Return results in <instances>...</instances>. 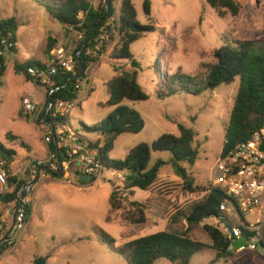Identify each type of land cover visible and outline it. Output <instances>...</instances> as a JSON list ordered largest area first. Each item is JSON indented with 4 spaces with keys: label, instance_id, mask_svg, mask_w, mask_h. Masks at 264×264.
Here are the masks:
<instances>
[{
    "label": "rangeland",
    "instance_id": "1",
    "mask_svg": "<svg viewBox=\"0 0 264 264\" xmlns=\"http://www.w3.org/2000/svg\"><path fill=\"white\" fill-rule=\"evenodd\" d=\"M119 1L111 0L112 6ZM130 1L137 22L140 25L150 23L154 30L134 42L129 49L137 64V83L147 95V100L122 102V106L138 114L144 126L138 134L120 135L108 157L123 160L127 152L138 144L150 146L162 134L177 136V125L181 124L194 131L195 145L198 146L194 165H183L186 172L197 184L210 182L219 186L217 164L239 81L193 95L188 90H194L196 86L190 84L188 78L203 77L206 74L204 65L213 62L214 51L223 43L236 40L264 43V0H235L240 5L239 14L224 18H219L204 0H148L150 20L143 11L144 0ZM1 16L14 17L17 22V62L46 63L44 49L48 39L55 41L53 47H66L68 44L64 27L35 0H0ZM115 67L131 70L129 61H110L107 56L95 71L93 67L89 68L93 77L92 90L80 108H74L70 114L72 129L92 143H101V136L84 134L80 123L92 126L113 112V107L106 106L105 84L115 75ZM170 90L175 93L167 96ZM43 91V88L16 74L11 62L7 63L0 77V142L16 153L10 173L19 182L26 179L30 161L47 156V144L39 124L33 115H28L29 119L24 117L21 104L23 97L39 101L35 103L40 111L45 97ZM19 112L22 117L18 116ZM157 159L169 162L170 155L151 152L148 167L153 166ZM124 174L104 171L93 182L80 183L76 171L69 169L63 175L69 178L68 181L65 178L51 180L49 175H45V179H36L29 195L33 201L27 225L19 240L0 253V264H36L43 258H46V264H129L117 251L110 250L101 242L100 232L113 239L115 248H121L131 240L158 231L182 230V224L171 225L167 215L162 213L159 217L154 213L157 209L162 211L164 205L182 206L200 197L182 192L180 188L171 197L164 196L161 202L157 201L159 197L152 198L148 191L134 188L133 196L128 195L125 201L123 198L122 209L109 214V196L114 187H122ZM159 180L181 185L170 165L160 169ZM219 188L225 193L224 188ZM8 192H11L9 187ZM133 201L148 203L146 205L151 207L143 224L134 225L124 219L131 209L129 203ZM12 212V204L0 201V244L5 241L2 237L11 225ZM227 217L234 220L231 215ZM204 224L220 227L212 219L203 221ZM201 227L193 229L192 238L210 245ZM261 240L264 242V226ZM235 254V258L226 262H213L215 253L206 248L195 254L189 264H264V248L260 246L253 251ZM153 264L171 263L159 259Z\"/></svg>",
    "mask_w": 264,
    "mask_h": 264
},
{
    "label": "trees",
    "instance_id": "2",
    "mask_svg": "<svg viewBox=\"0 0 264 264\" xmlns=\"http://www.w3.org/2000/svg\"><path fill=\"white\" fill-rule=\"evenodd\" d=\"M36 3L47 12V14L61 26L64 27L66 36L68 28L75 27V30L84 32L86 37L99 34L100 27L113 13L111 0L109 1V11L105 14L103 2L95 9L90 7V0H35ZM205 3L215 11L219 18L227 15L236 16L240 12V5L235 0H204ZM143 11L150 20V3L143 2ZM88 10L82 28H78L77 14ZM17 22L14 17H0V77L6 70L7 63L11 62L12 69L16 74H20L27 81H31L45 91V104L35 120L37 124L50 122L53 125L55 120L47 114L49 104L57 100H71L76 96L74 90L75 77L70 75L57 74L52 77L53 85L45 90L35 77L28 74L29 68L46 69V63L39 61L17 62ZM153 27L140 25L136 20V13L130 0H121L119 8V41L111 53L107 56L110 61H129L131 70L126 71L121 68H114L115 75L106 82L107 91L106 106L113 107L114 110L101 123L87 126L80 123L81 131L84 134H97L101 136L99 141L90 145L97 150V158L106 171L124 172L122 187H114L109 196V214L122 209L124 201L128 195L133 196L132 189L148 191L152 198L161 202L164 196L171 197L177 188L182 192L196 194L200 197L182 206L169 204L164 205L163 210L155 211V215L161 217L165 214L169 218L171 225L182 224V230L175 228L172 231H158L154 234L136 238L125 243L121 248L114 247V241L104 233H101V242L110 250L117 251L129 264H153L159 259H165L171 264H189L191 258L209 248L214 251L213 262L228 261L235 258L236 254L230 249V242L217 228L218 225L204 224L203 221L212 218L219 219L220 222L226 220L227 216L220 213L219 205H234V201L210 182L207 184H197L190 174L186 172L183 165L193 166L198 157V146L195 145V133L192 129L184 125H177L178 135L162 134L154 140L150 146L138 144L131 148L123 160H111L108 154L113 149L115 140L122 134H138L143 129V122L137 113L129 111L122 106L123 101L140 102L147 100V95L137 83V64L130 53V46L139 39L153 32ZM83 42L73 50V54L80 52V62L82 71L77 77H82L90 60L85 59L82 53ZM55 41L48 39L44 49L45 60L49 51L53 48ZM95 61L96 59H91ZM206 74L198 79L189 77V83L196 86L193 95H198L205 91H213L218 86L229 85L236 80L239 81L236 96L233 100L229 113L228 123L224 129V141L219 158H224L236 144L249 140L253 133L264 123V43L262 41L236 40L223 43L213 53V62L204 65ZM197 80V82L193 81ZM175 92L170 90L167 96ZM22 117L21 112L18 114ZM26 119L30 117L24 116ZM10 135H7V137ZM58 142V141H57ZM56 141L54 139L47 144L48 151L56 152ZM151 152H167L170 155L169 162L157 159L153 166L148 167L151 159ZM15 151L5 148L0 142V168L7 173L6 184L11 188V192L2 194L0 201L3 204H14L16 191L23 182H16L10 173V166L15 160ZM170 165L177 177L180 178L181 185L163 182L159 180L160 169ZM48 168L49 178L60 180L63 174L59 175V169L55 171ZM76 175L81 176L76 171ZM91 178L88 182H93ZM81 183V182H80ZM35 184V182H34ZM122 190V191H121ZM123 196V197H121ZM130 211L124 219L134 225H140L147 221L146 213L151 207L148 203L130 202ZM15 208V205H14ZM13 208V210H14ZM161 212V213H160ZM30 214V206L27 207V219ZM109 220V217L107 218ZM232 223V222H230ZM2 229L4 224H2ZM202 226V230L209 239V244H204L192 238L194 228ZM258 246L264 248V242L260 240ZM9 248L3 241L0 244V253Z\"/></svg>",
    "mask_w": 264,
    "mask_h": 264
},
{
    "label": "built area",
    "instance_id": "3",
    "mask_svg": "<svg viewBox=\"0 0 264 264\" xmlns=\"http://www.w3.org/2000/svg\"><path fill=\"white\" fill-rule=\"evenodd\" d=\"M106 1H108L107 5ZM109 1L102 0L105 14L109 11ZM120 3L121 1L112 6L113 13L100 27L99 34L87 36L86 42H83L84 32L70 27L68 28L67 46L53 47L49 51L46 59L47 68L28 69V74L37 78L45 90L53 85L52 77L57 74H68L75 77L73 87L76 96L71 100H57L48 105L47 114L50 112V117L55 120L54 125L45 121L39 123L44 142L48 144L52 139L56 141L60 166L57 163L56 152L47 151L46 158L30 161L27 167V177L16 191L14 205L17 207V212L13 228L5 238L7 245H14L19 240L20 233L26 226L27 207L32 203L29 195L34 187V181L48 175L47 167L53 171L60 167L61 173L74 169L90 179H98L106 171L97 158V150L90 147L93 143L72 129L69 118L71 111L74 108H80L92 90L93 77L89 68L93 67L95 71L102 59L111 53L119 41ZM89 4L92 9H95L99 0H90ZM87 15L88 10L77 14L76 26L78 28H82ZM82 42L83 57L90 60V65L82 77H77V70L79 69L78 74H80L82 69L76 62L75 55L77 54L80 59V52L73 54V50H77V46ZM91 59L96 60L92 61ZM21 104L25 115H33L34 120L38 118L41 110H37V104L34 101L24 97ZM44 104L45 97L41 108ZM217 170L219 186L224 188L226 196L234 201V205L220 204L219 211L226 216H233L234 220L228 217L227 223L226 220H223L222 223H219L220 220L216 218H212V220L220 224V227L217 226V228L230 242L232 251L236 253L245 250L253 251L258 247L264 226V123L249 140L236 144L224 158L220 159ZM7 177V173L0 168L2 194L9 193L6 184ZM123 181L124 178H122V183ZM240 238L245 239L243 245L237 250H233L232 244Z\"/></svg>",
    "mask_w": 264,
    "mask_h": 264
},
{
    "label": "water",
    "instance_id": "4",
    "mask_svg": "<svg viewBox=\"0 0 264 264\" xmlns=\"http://www.w3.org/2000/svg\"><path fill=\"white\" fill-rule=\"evenodd\" d=\"M107 4H108V1H106V5ZM75 60L78 63V65L80 66V69H82L81 68L80 59L78 58V55L77 54L75 55ZM48 124L50 125V123H48ZM54 142H55V140H54ZM58 156H59V153H58V150L56 148L57 163L60 166V158ZM59 169H60L59 170V174H61V168L59 167ZM79 178H80V182H88L90 180V178L88 176H85V175H81ZM16 212H17V207H15L14 210H13V212H12L11 225H10L8 231L6 232L5 236L2 237V240H4L10 234V232H11V230L13 228L14 222H15ZM244 240H245L244 238H240L239 240L235 241L232 244V249L233 250H237L239 247H241L243 245ZM36 264H46V258L37 260Z\"/></svg>",
    "mask_w": 264,
    "mask_h": 264
},
{
    "label": "crops",
    "instance_id": "5",
    "mask_svg": "<svg viewBox=\"0 0 264 264\" xmlns=\"http://www.w3.org/2000/svg\"><path fill=\"white\" fill-rule=\"evenodd\" d=\"M43 94H44V91H43ZM24 98V97H23ZM34 102H39V101H36V100H34ZM60 175V174H59ZM64 175V174H63ZM80 177V176H79ZM63 178H65V177H63ZM63 178L62 179H60V180H63ZM67 178H68V176H67ZM45 179V178H44ZM66 179V178H65ZM69 179V178H68ZM68 179H66V181H68ZM51 180H57V179H52L51 178ZM60 180H57V181H60ZM16 182H19L18 180H16L14 183H16ZM23 182V181H22ZM39 182V181H38ZM33 197V196H32ZM33 201V200H32ZM13 208H14V204H12V211H13ZM27 225V224H26Z\"/></svg>",
    "mask_w": 264,
    "mask_h": 264
}]
</instances>
